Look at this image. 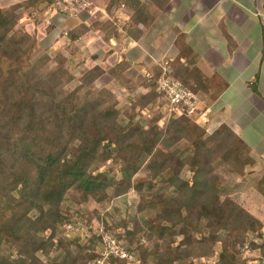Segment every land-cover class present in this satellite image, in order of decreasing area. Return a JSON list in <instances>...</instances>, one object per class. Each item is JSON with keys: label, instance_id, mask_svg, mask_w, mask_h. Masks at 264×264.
I'll list each match as a JSON object with an SVG mask.
<instances>
[{"label": "trees", "instance_id": "obj_1", "mask_svg": "<svg viewBox=\"0 0 264 264\" xmlns=\"http://www.w3.org/2000/svg\"><path fill=\"white\" fill-rule=\"evenodd\" d=\"M158 1L107 0V8L132 10L122 29L137 39L142 34L138 25L147 27L155 17L151 3L163 7L167 2ZM43 2L59 4L25 0L0 7V264L92 261L99 256L93 246L77 240L69 246L59 235L71 217L62 211L63 201L78 196L102 202L130 190L138 195L135 215L120 219L113 236L136 243L138 264H248L255 260L243 250L248 234L262 242L249 240L246 249L258 250L264 259L263 222L224 189V176H243L252 164L240 136L225 123L206 132L186 113H173L162 126L159 112L147 126L136 121V107L160 97V64L151 75L140 76L148 89L134 99L126 117L116 109L112 92L94 86L104 73L100 66L66 89L74 78L64 66L67 58L39 53L36 38L16 28L18 9H35ZM104 25L107 39L109 24ZM93 26L80 23L69 29L70 43ZM175 45L178 54L167 61V76L196 96L215 100L225 83L187 61L189 47L180 31ZM130 64L123 57L107 74L123 84ZM255 84L250 83L252 89ZM108 160L117 165L119 176L101 167ZM187 171L190 178L182 175ZM256 188L264 196V171ZM107 261L128 264L112 255Z\"/></svg>", "mask_w": 264, "mask_h": 264}, {"label": "crops", "instance_id": "obj_2", "mask_svg": "<svg viewBox=\"0 0 264 264\" xmlns=\"http://www.w3.org/2000/svg\"><path fill=\"white\" fill-rule=\"evenodd\" d=\"M5 1L10 6L25 0L0 3ZM91 1L93 21L78 15L71 18L72 14L55 5L42 12L44 21L94 25L80 37L83 47L108 50L114 64L126 57L131 63L165 65L178 54L175 39L182 32L189 47L187 61L206 77L215 76L225 83L215 100L205 102L204 107L198 103L199 120L208 132L225 123L245 142L252 164L243 176L251 170H264V0H167L163 7L151 3L155 17L147 27L138 25L142 34L137 39L122 29L132 14L130 8L113 5L108 9L107 0Z\"/></svg>", "mask_w": 264, "mask_h": 264}, {"label": "rangeland", "instance_id": "obj_3", "mask_svg": "<svg viewBox=\"0 0 264 264\" xmlns=\"http://www.w3.org/2000/svg\"><path fill=\"white\" fill-rule=\"evenodd\" d=\"M90 2V5L75 12L66 9L61 4L57 6L59 7V11L63 10L67 11V14H72L73 16H71V18L75 17L76 19L78 16H82L90 18V21H93L91 18H95V16H93L95 12L93 11L92 1L90 0ZM6 4H8L7 1L0 3V7L7 9L12 6H7ZM47 6L48 4L43 2L40 3L38 7H35V9L31 7L28 9H18V12L21 13V18L16 28L24 30L36 38L35 49H37L39 53H47L49 56L60 53L67 58L64 66L74 74V78L65 87L68 90L73 89L79 84L78 79L89 68L94 66L103 68L104 73L94 81V86L96 88H106L108 91L112 92L116 100V109L119 111L120 115L126 117L132 111L134 99L148 89L139 83L140 76H143L145 73L151 75L154 66L157 64L153 62L145 65L139 61L131 63L130 66L124 70L126 74L125 77L128 79H125L123 84H118L107 74L108 68L114 65L111 58L107 55L108 50L100 52L99 48L94 47L92 49L83 47L84 42L80 41L81 38H78L75 43H70L66 32L76 25L66 22H64L65 24H61V20L49 22L50 20L46 19L48 21H44L42 12H44ZM106 22L110 23V21ZM51 24L53 26H51ZM120 51L122 50L120 49L119 52ZM160 65L163 66L162 63H160ZM196 97L197 102H200L203 107L206 101L208 103L206 96L199 94V96ZM203 107L201 108L204 109ZM169 111L168 104L161 97H157L143 108L136 107L134 119L141 125L147 126L152 117L159 112L162 115L159 120V125L162 126L165 124L167 118L173 114ZM191 117L200 123L206 130V125L199 120L198 112L192 113ZM206 132L208 131L206 130ZM184 144L185 143H181L180 145L184 146ZM101 167L108 170L109 174L116 173L117 165L112 164L111 160H108L105 164H101ZM263 171L260 169L251 170V174H247L246 176L229 175L223 178L225 180V191L232 195L238 203L246 208L252 215L263 222L262 231L264 233V196L256 188L257 180L262 175ZM182 175L186 178L191 177V173L188 171L182 173ZM141 176H143V173L138 175V177ZM137 201L138 195L134 190H130L126 194L117 197H111L102 202H97L93 199L83 201L78 196H75V199L71 197L63 201L61 206L64 214H69L71 217L69 221L59 229V235L62 236L63 241L69 246H74V240H77L79 244L88 243L93 246L94 250L99 254V256L93 260L102 257L104 254H107L106 259L108 260L110 254L117 257L116 252H121V254L124 252L127 256L124 259L128 261V264H138V253L135 249L136 243L128 242L124 239L118 240L113 236V232L120 230V227H113L116 226V223H118L120 219L128 221L133 217L132 215H135ZM138 216L141 218L140 214ZM249 240L257 243L262 242L260 238H254L251 234H248L247 242L243 250L247 257L255 258V260L248 261V264H264V259L259 255L258 250L251 251L246 249ZM141 242L145 243L143 237H141ZM131 250H133L134 253H131ZM111 251L115 253H110ZM120 258L123 257L120 256ZM213 260L214 258H209L206 261L213 262Z\"/></svg>", "mask_w": 264, "mask_h": 264}, {"label": "built area", "instance_id": "obj_4", "mask_svg": "<svg viewBox=\"0 0 264 264\" xmlns=\"http://www.w3.org/2000/svg\"><path fill=\"white\" fill-rule=\"evenodd\" d=\"M59 4L70 11H78L90 5V0H59ZM167 64L162 66V73L157 79V92L160 97L168 104L171 113L191 115L198 108L196 95L186 89L180 81L167 76ZM110 253H115L111 251ZM111 255V254H110ZM117 256L126 258L123 252H116ZM107 254L99 257L96 260L89 261L86 264H109L107 261Z\"/></svg>", "mask_w": 264, "mask_h": 264}]
</instances>
